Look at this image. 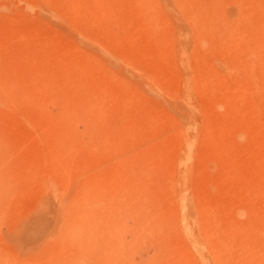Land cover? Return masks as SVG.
I'll use <instances>...</instances> for the list:
<instances>
[{"label": "rangeland", "instance_id": "1", "mask_svg": "<svg viewBox=\"0 0 264 264\" xmlns=\"http://www.w3.org/2000/svg\"><path fill=\"white\" fill-rule=\"evenodd\" d=\"M262 10L0 0V264H264Z\"/></svg>", "mask_w": 264, "mask_h": 264}, {"label": "bare ground", "instance_id": "2", "mask_svg": "<svg viewBox=\"0 0 264 264\" xmlns=\"http://www.w3.org/2000/svg\"><path fill=\"white\" fill-rule=\"evenodd\" d=\"M215 1H216V0H215ZM223 1H224V0H223ZM227 1H229V0H227ZM236 1H237V0H236ZM241 1H242V0H241ZM217 2H218V1H217ZM238 2H239V0H238ZM244 2H245V1H244ZM246 2H247V1H246ZM241 3H242V2H241ZM247 3H248V2H247ZM249 3H250V2H249ZM249 3H248V4H249ZM256 3H257V1H256ZM258 3H260V2H258ZM211 4H212V3H211ZM225 4H227V3H225ZM253 4H254V3H253ZM253 4H252V5H253ZM244 5H245V4H244ZM230 6H232V5H230ZM233 6H234V5H233ZM242 6H243V5H242ZM247 6H248V5H247ZM212 7H213V6H212ZM216 7H217V6H216ZM240 7H241V6H240ZM254 7H256V6H254ZM213 8H214V7H213ZM224 8H225V7H224ZM247 8H248V7H247ZM248 9H249V8H248ZM212 10H213V9H212ZM236 10H237V9H236ZM250 10H251V8H250ZM256 11H257V10H256ZM226 12H227V11H226ZM257 12H259V11H257ZM262 12H263V10H262ZM262 12H261V13H262ZM213 13H214V12H213ZM216 13H217V12H216ZM228 13H229V12H228ZM233 13H234V12H233ZM242 13H244V12H242ZM263 13H264V12H263ZM253 14H254V13H253ZM255 14H256V13H255ZM237 16H238V15H237ZM242 16H243V15H242ZM254 16H255V15H254ZM245 17H246V15H245ZM245 17H243V18H245ZM247 17H249V15H248ZM235 19H236V18H235ZM250 19H251V18H250ZM239 20H240V19H239ZM246 20H247V19H246ZM235 21H236V20H235ZM248 21H249V20H248ZM251 21L253 22V20H251ZM239 22H240V21H239ZM242 22H244V21H242ZM232 23H233V22H232ZM262 24H263V23H262ZM250 25H251V24H250ZM258 25H259V23H258ZM229 26H231V25H229ZM239 26H240V25H239ZM247 26H248V25H247ZM257 27H258V26H257ZM227 28H228V27H227ZM233 28H234V27H233ZM241 28H242V27H241ZM259 28H260V27H259ZM259 28H258V29H259ZM263 28H264V26H263ZM231 29H232V28H231ZM235 29H236V28H235ZM243 29H244V28H243ZM228 30H229V29H228ZM232 30H233V29H232ZM245 30H246V29H245ZM252 30H253V29H252ZM263 30H264V29H263ZM247 31H249V30H247ZM249 32H250V31H249ZM249 32H248V33H249ZM240 33H241V31H240ZM251 33H252V32H251ZM228 34H229V33H228ZM258 34H259V33H258ZM258 34H257V36H258ZM229 35H231V34H229ZM246 35H247V34H246ZM246 35H245V36H246ZM224 36H227V35H224ZM241 36H242V35H241ZM257 36L254 35V37H256V38H257ZM230 37H231V36H230ZM263 37H264V36H263ZM263 37H262V38H263ZM241 38H242V37H241ZM252 38H253V37H252ZM256 38H255V39H256ZM259 38H261V37H259ZM222 40H223V39H222ZM227 40H228V38H227ZM253 40H254V39H253ZM253 40H252V41H253ZM235 41H236V40H235ZM254 41H256V40H254ZM260 41H261V40H260ZM260 41H259V42H260ZM262 41H263V40H262ZM222 42H223V41H222ZM235 43H236V42H235ZM247 43H248V42H247ZM257 43H258V42H257ZM244 44H246V42H245ZM255 44H256V43H255ZM255 44H253V45H255ZM258 44H259V43H258ZM263 44H264V43H263ZM250 46H251V45H250ZM255 46H256V45H255ZM261 47H262V46H261ZM251 48H252V47H251ZM251 48H250V49H251ZM257 48H258V47H257ZM262 48H263V47H262ZM230 49H231V48H230ZM254 49H256V48H254ZM258 50H259V49H258ZM225 51H226V50H225ZM231 51H232V50H231ZM248 51L250 52V50H248ZM238 52H239V50H238ZM259 52H260V51H259ZM231 53H232V52H231ZM242 53H243V52H242ZM260 54H261V53H260ZM234 55H235V54H234ZM234 55H233V56H234ZM227 56H228V55H227ZM239 56H240V55H239ZM244 56H245V55H244ZM255 56H257V55H255ZM260 56H261V55H260ZM230 57H231V56H230ZM245 57H246V56H245ZM228 58H229V57H227L226 59H228ZM233 58H234V57H233ZM258 58H260V57H258ZM255 59H256V58H255ZM225 61H226V60H225ZM227 61H228V60H227ZM234 61H235V60H234ZM242 61H245V60H242ZM235 62H236V61H235ZM252 62H253V61H252ZM245 63H246V61H245ZM247 63H248V62H247ZM247 63H246V64H247ZM227 64H228V63H227ZM246 64H244V65H246ZM252 65H253V64H252ZM228 66H231V65H228ZM235 66H236V65H235ZM239 66H240V65H238V67H239ZM246 66H247V65H246ZM253 66H255V65H253ZM261 66H262V65H261ZM233 67H234V66H233ZM236 67H237V66H236ZM243 67H244V66H243ZM229 68H230V67H229ZM241 68H242V65H241ZM241 68H240V69H241ZM246 68H247V67H246ZM246 68H245V69H246ZM263 68H264V67H263ZM263 68H262V69H263ZM230 69H231V68H230ZM232 69H233V68H232ZM240 69H239V70H240ZM239 70H238V71H239ZM243 70H244V69H243ZM248 70H249V69H248ZM246 71H247V70H246ZM260 73H261V72H260ZM251 74H252V73H251ZM251 74H250V75H251ZM250 75L248 74V76H250ZM254 75H255V74H254ZM254 75H252V76H254ZM262 76H263V75H262ZM250 77H251V76H250Z\"/></svg>", "mask_w": 264, "mask_h": 264}]
</instances>
